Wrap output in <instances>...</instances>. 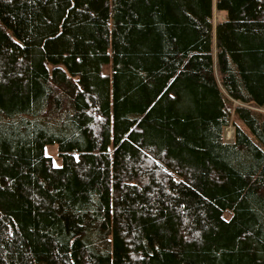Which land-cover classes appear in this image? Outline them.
I'll return each instance as SVG.
<instances>
[{"label":"trees","instance_id":"1","mask_svg":"<svg viewBox=\"0 0 264 264\" xmlns=\"http://www.w3.org/2000/svg\"><path fill=\"white\" fill-rule=\"evenodd\" d=\"M0 264H264V0H0Z\"/></svg>","mask_w":264,"mask_h":264},{"label":"rangeland","instance_id":"2","mask_svg":"<svg viewBox=\"0 0 264 264\" xmlns=\"http://www.w3.org/2000/svg\"><path fill=\"white\" fill-rule=\"evenodd\" d=\"M104 72H108L107 67H104ZM226 128H231V130L233 132V129H232L231 126H228ZM223 139H224V130H223ZM225 141H227V140H225ZM44 152H45L46 155H48V156H50L52 158V160H53L55 165H59L60 164V160L58 158V152H57V149H56L55 145H47L45 147Z\"/></svg>","mask_w":264,"mask_h":264},{"label":"bare ground","instance_id":"3","mask_svg":"<svg viewBox=\"0 0 264 264\" xmlns=\"http://www.w3.org/2000/svg\"><path fill=\"white\" fill-rule=\"evenodd\" d=\"M224 139L232 141L233 140V132L231 128H225L224 129Z\"/></svg>","mask_w":264,"mask_h":264},{"label":"water","instance_id":"4","mask_svg":"<svg viewBox=\"0 0 264 264\" xmlns=\"http://www.w3.org/2000/svg\"><path fill=\"white\" fill-rule=\"evenodd\" d=\"M224 142H226V143H232V142H233V140H232V141H229V142H227V141H225V140H224Z\"/></svg>","mask_w":264,"mask_h":264},{"label":"crops","instance_id":"5","mask_svg":"<svg viewBox=\"0 0 264 264\" xmlns=\"http://www.w3.org/2000/svg\"><path fill=\"white\" fill-rule=\"evenodd\" d=\"M227 142H229V140H227Z\"/></svg>","mask_w":264,"mask_h":264}]
</instances>
